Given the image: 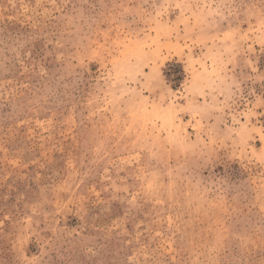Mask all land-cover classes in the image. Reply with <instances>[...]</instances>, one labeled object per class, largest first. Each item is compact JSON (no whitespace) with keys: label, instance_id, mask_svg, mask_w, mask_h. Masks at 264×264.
Returning <instances> with one entry per match:
<instances>
[{"label":"rangeland","instance_id":"1","mask_svg":"<svg viewBox=\"0 0 264 264\" xmlns=\"http://www.w3.org/2000/svg\"><path fill=\"white\" fill-rule=\"evenodd\" d=\"M0 264H264V0H0Z\"/></svg>","mask_w":264,"mask_h":264}]
</instances>
